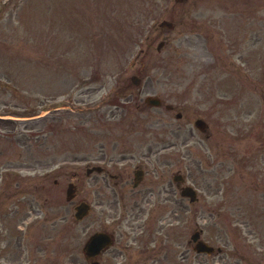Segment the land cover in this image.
Masks as SVG:
<instances>
[{
	"label": "rangeland",
	"instance_id": "rangeland-1",
	"mask_svg": "<svg viewBox=\"0 0 264 264\" xmlns=\"http://www.w3.org/2000/svg\"><path fill=\"white\" fill-rule=\"evenodd\" d=\"M212 81L227 96L224 162L193 125ZM150 94L175 110L145 109ZM101 229L122 237L99 264H264V0H0V264H92L82 247ZM196 229L221 250L190 252Z\"/></svg>",
	"mask_w": 264,
	"mask_h": 264
},
{
	"label": "flooded vegetation",
	"instance_id": "flooded-vegetation-1",
	"mask_svg": "<svg viewBox=\"0 0 264 264\" xmlns=\"http://www.w3.org/2000/svg\"><path fill=\"white\" fill-rule=\"evenodd\" d=\"M224 88H225L224 81H212L208 89V98H207L208 114H207V120H206L207 123H206V128H203L202 130H204V133L206 134L205 136L208 141L207 150L214 153V156L211 159L212 162H215L219 158L220 154L223 153V156H224L225 150H226V144L222 143L225 139L224 137L227 134V131H226L227 124L225 123V110L227 109L225 105L227 103V96L225 95L226 92ZM173 108L174 107L171 106L170 110H172ZM256 130L259 131V129H256ZM232 131H235V129H232ZM191 132H192V129H191ZM181 145H182V142H181ZM163 148H166V147L164 146ZM142 166H143L142 162L134 164L135 169L142 170L143 178L141 179L139 185H137L136 187H131L132 192H134L135 190H138L140 185L144 182V177L147 171L145 169H142ZM111 176L115 178V180L118 179L115 181V184L118 183L119 181L124 182L123 176L121 174L111 175ZM144 195L145 193L143 194V196ZM111 234L115 238H117L118 241H120L122 237V232H116L113 230ZM130 241L131 240H128V239L125 241L126 248H131ZM105 251H103L102 253H104Z\"/></svg>",
	"mask_w": 264,
	"mask_h": 264
},
{
	"label": "water",
	"instance_id": "water-1",
	"mask_svg": "<svg viewBox=\"0 0 264 264\" xmlns=\"http://www.w3.org/2000/svg\"><path fill=\"white\" fill-rule=\"evenodd\" d=\"M166 23V22H165ZM147 101L151 104H158L159 101L155 99L154 97H147ZM184 195H189L192 199H195V192L191 189H185L183 191ZM74 195V186L72 184L69 185L68 190H67V199L72 198ZM89 206L85 203H81L76 207V213L75 216L78 219H81L87 212H88ZM112 241L110 237L103 233V232H97L93 234L90 239L88 240L86 244V250L89 254H95L99 252V250L106 244H110ZM197 249L199 251L206 250L210 251L212 250L211 247L207 246L205 243L199 242L197 245Z\"/></svg>",
	"mask_w": 264,
	"mask_h": 264
}]
</instances>
